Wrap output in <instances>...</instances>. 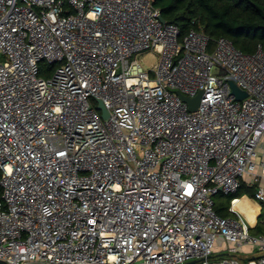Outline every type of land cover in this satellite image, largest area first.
Segmentation results:
<instances>
[{
	"label": "built area",
	"instance_id": "1",
	"mask_svg": "<svg viewBox=\"0 0 264 264\" xmlns=\"http://www.w3.org/2000/svg\"><path fill=\"white\" fill-rule=\"evenodd\" d=\"M154 1L0 0L1 261L264 264L240 198L214 208L264 204V46L181 38Z\"/></svg>",
	"mask_w": 264,
	"mask_h": 264
},
{
	"label": "trees",
	"instance_id": "2",
	"mask_svg": "<svg viewBox=\"0 0 264 264\" xmlns=\"http://www.w3.org/2000/svg\"><path fill=\"white\" fill-rule=\"evenodd\" d=\"M154 6L167 23L180 28L181 38L192 30L203 31L213 40L229 39L248 54L255 53L259 45L264 46V0H155ZM42 68L44 77L54 71V67L48 69L42 65ZM255 190L243 182L238 195H221L214 208L220 216L232 217L231 201L242 196L253 197ZM252 231L264 235V213Z\"/></svg>",
	"mask_w": 264,
	"mask_h": 264
},
{
	"label": "crops",
	"instance_id": "3",
	"mask_svg": "<svg viewBox=\"0 0 264 264\" xmlns=\"http://www.w3.org/2000/svg\"><path fill=\"white\" fill-rule=\"evenodd\" d=\"M240 201H242L244 203V207L238 208L236 206L235 207L236 210H238L239 213L242 215V217L245 220H247L252 227L255 228L257 226V224L259 223L262 214L264 213V204L256 201L253 197H248V196L240 197ZM248 212H252V213L255 212V221H253L254 218L249 217L250 215L248 214ZM261 235H263V234H261ZM221 244H223V243L221 242ZM220 251H221L220 247H217V249H215V251H214V257L222 258V257L226 256L225 252H220Z\"/></svg>",
	"mask_w": 264,
	"mask_h": 264
},
{
	"label": "water",
	"instance_id": "4",
	"mask_svg": "<svg viewBox=\"0 0 264 264\" xmlns=\"http://www.w3.org/2000/svg\"><path fill=\"white\" fill-rule=\"evenodd\" d=\"M160 20L163 23H167V21L162 17V15L160 16ZM230 86L232 89V95L235 96L238 101H241L248 96L247 92L241 89L234 81H230ZM178 94L179 97L189 105L190 111H195L199 108L201 104L202 93L198 94V96H196L195 98H189L184 94H182L181 92H179ZM98 102H99L98 108L102 111L103 118L105 119L108 118L109 112L105 108L104 103L101 100H98ZM194 263L195 262H191L188 264H194ZM0 264H7V263L0 260Z\"/></svg>",
	"mask_w": 264,
	"mask_h": 264
},
{
	"label": "rangeland",
	"instance_id": "5",
	"mask_svg": "<svg viewBox=\"0 0 264 264\" xmlns=\"http://www.w3.org/2000/svg\"><path fill=\"white\" fill-rule=\"evenodd\" d=\"M138 58L142 61V64L146 67V68H151L156 62H157V55L154 54V53H141L138 55ZM222 195V194H221ZM221 195L219 196H216L214 198L215 202L219 201V199L221 198ZM238 208H243L244 207V203L242 201L238 202L237 205H236ZM248 214L250 215L249 217L250 218H254L253 221H255V212L252 213V212H248ZM246 221V220H245ZM247 222V221H246ZM213 262L215 261H219V260H222V258H216V257H213L211 259Z\"/></svg>",
	"mask_w": 264,
	"mask_h": 264
}]
</instances>
